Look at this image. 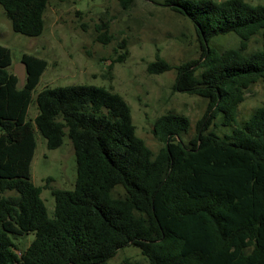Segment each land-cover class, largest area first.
I'll list each match as a JSON object with an SVG mask.
<instances>
[{
  "label": "trees",
  "instance_id": "obj_1",
  "mask_svg": "<svg viewBox=\"0 0 264 264\" xmlns=\"http://www.w3.org/2000/svg\"><path fill=\"white\" fill-rule=\"evenodd\" d=\"M121 1L129 6L135 0ZM49 2L0 5L14 32L36 38L44 32ZM162 2L193 23L203 53L202 63L176 67L173 89L208 99L209 109L187 143V117H159L153 125L162 144L158 153L138 137L125 99L103 87L46 88L30 119L47 62L24 56L22 87L10 49L0 46V264H108L129 246L150 264H264V106L238 123L246 91L264 83V5ZM230 33L240 38V47L215 53L211 40ZM257 35L263 45L249 54ZM100 40L110 42L108 31ZM172 68L158 56L147 71L159 75ZM220 113L221 125L234 127L223 137L209 131ZM36 131L50 150L68 136L76 156L75 187L52 189V216L41 197L52 180L44 187L31 181ZM29 234L34 240L19 254L14 239Z\"/></svg>",
  "mask_w": 264,
  "mask_h": 264
},
{
  "label": "rangeland",
  "instance_id": "obj_2",
  "mask_svg": "<svg viewBox=\"0 0 264 264\" xmlns=\"http://www.w3.org/2000/svg\"><path fill=\"white\" fill-rule=\"evenodd\" d=\"M225 1V0H216ZM264 5V0H245ZM162 0H135L125 6L121 0H50L41 36L30 38L13 31L10 20L0 5V46L10 49L12 71L19 69L24 56L47 62V68L33 92L28 116L38 113L36 98L46 88L88 85L103 87L122 96L131 108L137 135L155 153L162 144L153 134L155 121L169 112L187 117L190 121L185 143L197 134V124L209 109L208 99L189 93L175 92L176 67L190 61L203 62L201 45L193 23L185 16L162 6ZM108 31L110 42L105 44L102 33ZM263 38L257 35L249 42L247 53L260 49ZM216 52L240 47L235 33L220 35L210 42ZM128 51L126 59L117 63ZM173 68L159 75L148 73V66L157 57ZM25 78L27 70L24 69ZM16 75V74H15ZM21 83V82H20ZM264 106V83L252 85L238 108V123L243 124L255 111ZM218 114L209 131L220 137L233 128L221 125ZM36 150L31 164V181L43 188L42 199L50 216L55 209L51 191L73 190L77 181L74 148L68 136L55 150L47 148L45 138L36 131ZM13 192L5 193L6 196ZM34 240L29 234L16 238L18 253ZM108 264H150L141 250L134 246L121 249Z\"/></svg>",
  "mask_w": 264,
  "mask_h": 264
},
{
  "label": "water",
  "instance_id": "obj_3",
  "mask_svg": "<svg viewBox=\"0 0 264 264\" xmlns=\"http://www.w3.org/2000/svg\"><path fill=\"white\" fill-rule=\"evenodd\" d=\"M26 68V65L24 63H22V66L19 69L15 70V74L18 77V79L21 82V86H24V78H25V73H24V69Z\"/></svg>",
  "mask_w": 264,
  "mask_h": 264
}]
</instances>
